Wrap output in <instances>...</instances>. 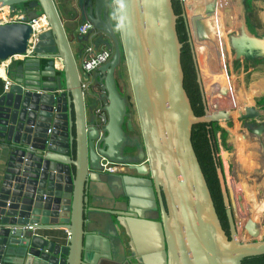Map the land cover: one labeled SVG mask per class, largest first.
Instances as JSON below:
<instances>
[{
	"label": "water",
	"instance_id": "obj_1",
	"mask_svg": "<svg viewBox=\"0 0 264 264\" xmlns=\"http://www.w3.org/2000/svg\"><path fill=\"white\" fill-rule=\"evenodd\" d=\"M74 2L65 17L54 0H0V7L22 15L0 24V62L10 60V85L0 96V144L6 152L0 264H242L264 255V240L237 239L220 165L216 174L228 233L223 229L192 145L193 127L218 123L219 116L208 113L186 6L181 17L204 105L201 116L194 114L184 88L183 44L172 0ZM41 17L47 30L34 27ZM240 25L251 35L244 40L253 43L243 42L247 54L264 57V39L243 18ZM88 33L105 41L99 48L112 51L110 60L89 74L79 62L89 45L93 52L99 48L86 43L79 52ZM122 63L136 126L116 86ZM256 109L219 115L224 122L261 120L264 113ZM103 164L122 165L127 173L107 172ZM103 175L112 179L109 185ZM98 184L113 195L102 196L107 202L99 206L91 203ZM57 231L66 233L64 244ZM98 238L102 251L125 254L128 248V255L96 260Z\"/></svg>",
	"mask_w": 264,
	"mask_h": 264
},
{
	"label": "rangeland",
	"instance_id": "obj_2",
	"mask_svg": "<svg viewBox=\"0 0 264 264\" xmlns=\"http://www.w3.org/2000/svg\"><path fill=\"white\" fill-rule=\"evenodd\" d=\"M211 0V8L207 9L208 13L213 14L215 9L219 10L221 13H224V11H229V14L227 16L225 15L224 18V24H223V31L226 32V35L231 38V40L234 38V32L237 34L240 33L238 29H241L240 20L243 18V21L250 24V28H252L253 34H255L258 38L264 39V9L262 7L264 6V0H253L255 3H247V0ZM229 2V3H228ZM224 4V6L222 5ZM184 6V5H183ZM216 6V8H215ZM189 8L185 7L184 10L188 11ZM226 11V12H227ZM191 13V12H190ZM228 13V12H227ZM190 22V21H188ZM250 33V32H248ZM91 34L88 33L87 41H84L80 44L79 52L82 53V48L84 45L92 44L94 48H99L101 44H104V40L99 37H94L93 39H90ZM234 44V43H233ZM228 47V50L232 52L234 55L232 58L230 56V53L228 52V56H226L223 60L220 58L215 60L212 66L214 67V70H217V74H220L222 77L221 79L218 77L215 82L218 84L222 81L224 77L232 78L233 83L230 85L231 89L230 91L235 92L236 96H238V101H220L218 103L213 104L211 109L213 111H224L235 107H240L243 105H258L259 107L264 106V57L256 55V52H253L252 54L248 53V50L245 48H241V45H231ZM206 51V50H205ZM229 58V59H228ZM216 59V58H215ZM226 59V60H225ZM121 72V76H118V83L122 89V91L127 95L129 98L130 105V113L132 115L133 124L136 126L137 118L135 115V110L133 107V99H132V92L127 76V71L125 64L122 63L121 66L118 68ZM205 70H209L208 68ZM200 75H201V70ZM223 72V74L221 73ZM262 73L261 80L257 82L254 87H256V92L252 96V99L249 96H245L246 92H249L253 87L250 86V83L247 82L252 78L253 75H256V73ZM123 74V77H122ZM213 85L217 84L214 82H211ZM204 82L201 77V86L203 88V92L205 94V101L206 106L209 108L208 103V96L206 95V87H204ZM229 87V88H230ZM225 91V89H223ZM229 90V89H228ZM235 110H231L233 112ZM214 129H215V135L217 138V152L218 158L220 159L221 163V171L224 178V189L228 197V203H229V209L233 207L235 209V213L233 214V224L237 232H244L246 229V222L245 224L239 229L240 226V219L239 213H237V204L232 202L233 199V193L232 189L233 182L232 179H234L236 173H235V159L231 158V148L233 147L230 145V130H234L236 132L240 133H246L251 142L253 143H260L263 144L264 141V116L261 118V120L252 119V120H242L238 118H232L228 122H219L214 123ZM261 150H259L260 152ZM261 153V152H260ZM226 154V157H223ZM219 168V166H218ZM103 182L106 185H109V181L111 178H109L106 175L102 176ZM112 180V179H111ZM237 183V182H236ZM104 190L105 193L107 190ZM106 197L110 196V198L113 195L106 194ZM113 206V205H112ZM115 206V204H114ZM116 206H120L117 205ZM234 212V210H233ZM93 216H98L95 213L92 214ZM242 220H245L242 218ZM255 234V231L253 235ZM257 234V233H256ZM259 238L261 240H264V232L263 234H257L254 235L251 239L247 236L244 240L246 241H257ZM243 239V235H242Z\"/></svg>",
	"mask_w": 264,
	"mask_h": 264
},
{
	"label": "bare ground",
	"instance_id": "obj_3",
	"mask_svg": "<svg viewBox=\"0 0 264 264\" xmlns=\"http://www.w3.org/2000/svg\"><path fill=\"white\" fill-rule=\"evenodd\" d=\"M193 0H182V5H185L188 9V13H190V7L192 5ZM229 3V2H228ZM4 12L0 13L1 14H5L6 15V6H2L1 7ZM8 9V8H7ZM187 15V14H186ZM188 17V16H187ZM6 18V17H5ZM1 19V17H0ZM2 21H5L4 19H1ZM189 22V24L191 25V35H192V28H193V24L191 23V19L188 17L187 18ZM240 22V21H239ZM45 24V26H47V22L44 19V17H41L39 20H37L34 24V27L37 28L38 30H40V26L42 24ZM208 28L207 29V33L211 34V29H216V23H212L207 25ZM203 27V26H202ZM209 27L211 29H209ZM242 29V27H241ZM241 29L238 31L240 33H236L234 32V38H233V42L235 45H242V46H247L245 45L243 42L245 43H250L253 44L251 42H248L246 40H244L245 34L246 37L248 38L249 36H251L248 31H246V29ZM205 30V29H204ZM220 32L226 33L223 31V26L220 25ZM222 35V34H221ZM229 35V34H228ZM227 35V36H228ZM244 36V37H243ZM249 39H251L249 37ZM193 42V39H192ZM199 44V43H198ZM229 44H232V40L230 37H228L227 40V45L224 46H220L221 48H218L217 50L212 49L210 51H213L210 55H207L208 53L205 52L204 49H206L207 47H205L204 45H199V49L198 52L196 51V57L197 60H199V64H198V69L201 70V77L203 79L204 87H206V95L208 96V103H209V108H208V113L210 115H214L215 118L218 117V123L219 122H224V120L222 119V117L219 115L220 112L224 113H230L231 110H235V114L238 113L239 115L242 112L243 109L248 108V107H252L254 110L256 109L255 105H243L240 107H235V108H231L228 110H224V111H213L211 109V107L213 106V104H215L214 99H218V93L221 95L223 88L226 89L227 92L228 88H226V81H228L230 78L228 77H224L223 72H221L223 74V82L221 81L219 84L217 82H215V80H217V78L219 77L220 79L222 78L220 75L218 77H211L210 75V61L208 59V56L212 57L214 60L218 59H224L226 56H228V52L230 53L231 58L234 56L232 54L231 49L228 50V47H230ZM194 45V42H193ZM195 49V47H194ZM220 49V50H219ZM196 50V49H195ZM229 57V56H228ZM216 58V59H215ZM229 59V58H228ZM226 60V59H225ZM9 62V59L6 61H3L1 66H0V73H2L3 70V66L4 64H7ZM209 69V70H205V69ZM200 72V71H199ZM0 77L4 78V74L3 76ZM261 76L262 73H256V75H253L252 78L249 80L250 82H252L253 84H256L257 82H259L261 80ZM211 77V78H210ZM211 82L217 83V84H212ZM216 87V89H215ZM220 102V101H219ZM259 112L264 113V108H260V109H256ZM225 123V122H224ZM246 145V144H245ZM259 150H261L259 152ZM233 151V150H232ZM231 151V158L235 159V177L234 179H232L233 182V189H232V193H233V199L232 202H234V206L235 203L237 204V213H239V216L241 217L239 223V229H241V227L245 224L246 222V229L244 230V232L240 233L237 232V239L246 244V243H251L253 242V240L251 241H246L244 240V237L248 236L249 239H251L254 235L257 234H263L264 232V141L263 144H260L257 142V144H254V148L252 150V154L248 156V158H245L243 155L240 156L238 155V153H233ZM223 157H226V154H223ZM237 182V183H236ZM236 208V206H235ZM234 213H235V209L233 207ZM245 219V220H242ZM254 231H259V233H254ZM242 235H243V239H242ZM258 241H262L261 238L258 239Z\"/></svg>",
	"mask_w": 264,
	"mask_h": 264
},
{
	"label": "crops",
	"instance_id": "obj_4",
	"mask_svg": "<svg viewBox=\"0 0 264 264\" xmlns=\"http://www.w3.org/2000/svg\"><path fill=\"white\" fill-rule=\"evenodd\" d=\"M54 1L56 3L58 11L61 15L65 16V17H67V14L70 15V13H71L70 10L72 9V7L75 4L74 0H54ZM252 3H255V1L254 2L252 1ZM210 4H211V0H193L192 5L190 7L191 13H188V11H186V14L191 19V21H192L191 23L193 24L192 39H193L194 47H195L196 51L198 52L199 45H204L205 47H207L206 49H204L207 51V52L206 51L205 52L208 53L207 55L211 56V53L213 51H210V50H212V49L217 50L218 48H221L220 46L227 45L228 36L226 35V33L220 32V25L223 26V24H224L223 20L225 18V15L227 16V14H229V11L226 10L228 13L226 11H224V13H221L218 9L217 10L215 9L214 13L210 14L207 11V9L211 8ZM222 5L224 6V4H222ZM215 8H216V6H215ZM262 9H264V6L262 7ZM1 11H2L1 13L4 12L3 9ZM1 13H0L1 19H4V20L7 19V21H9V22L19 21L22 17V15H20V14L19 15L11 14L7 8H6V12H5L6 15L1 14ZM263 13H264V11H263ZM228 16H230V14ZM194 22H196V25H197L196 27L194 25ZM212 23H214V24L216 23V29L214 30V29H211L209 27V29H211L212 31H211V34H208L207 33L208 28H206V27H208L207 25L212 24ZM245 24L248 28H250V24L247 23V21L245 22ZM40 28H41V30H47V27L45 26L44 23L40 26ZM250 30H252V28H250ZM69 40H71L70 35H69ZM71 44H72V47H74L76 45L72 41H71ZM88 47L92 48L91 45H89ZM99 49H104V47L99 48ZM87 56H88V53L82 57L81 61L79 62V65L82 63L83 59H86ZM210 56H208V59L210 61V66H211L210 75H211V77L215 78V77H218L220 74H217V70H214V67L212 66V62L215 63L214 62L215 60L212 58L213 56L212 57H210ZM198 62H199V60H198ZM9 63H10V60L7 64L2 65L3 70H4V71H2V73L4 74V78L0 77L2 81L5 78H7L6 77L7 68H8L7 65H9ZM1 64H2V62L0 63V66H1ZM3 74H1V76H3ZM117 75L121 76L120 70L117 71ZM122 77H123V74H122ZM232 83H233L232 78H230L228 81H226L225 85H226V88L229 89L228 90L229 92H227L226 89L223 88V89H225V91L222 90L223 94L220 95L218 93V95H217L218 99H214L212 101H214L215 103H218L219 101H224V100L226 102L227 101H233V100L238 101V96H236L235 92L230 91V89H231L230 85ZM247 83L248 84L250 83V86L252 85L251 87H253V89H251L249 92H246L245 96H249L252 99V96L256 92V87H254L255 84H253L250 81H248ZM215 89H216V87H215ZM230 140H231L230 145L233 147V149L231 148V150L234 151V152L232 151L233 153H236V154L238 153V155H240V156L243 155L245 158H248V156L252 154V150L254 148L255 143L251 142L249 136L246 133H240L239 134L238 132H236L232 129V130H230ZM5 154H6L5 150L2 148V145L0 144V175H1V170L4 167ZM106 194L107 193H105L104 186L98 184L97 187L92 192V195H93L92 200L93 201H91V203H95L96 205L99 206V205H101L102 202H107L105 200L103 201V199L101 198L102 196H105ZM88 214H90L92 217V213H89L87 211V215ZM35 232H39V233H43V234L49 233L48 230H39V231H35ZM54 234L58 235V237H59L58 240L61 241L62 244L65 243V238L67 236L65 232L57 231ZM245 238H246V236L244 237V239ZM99 241H100L99 238L96 239L94 241V245H93V247L96 248L94 251V255L96 256V260H100V258L102 256H108V254L110 255V257H112V258L114 257V259H116V260H118V259L123 260L125 258V256L128 255V248H125V254H126L125 255L122 251L114 250L112 248L110 249L108 247V243L105 242V245L107 244L106 246L108 247V251H109L108 253H106L105 250L102 251V249L98 246ZM106 246H105V248H106ZM138 247H139V249L143 248L141 243H140V245L138 244ZM142 254H143V252H142Z\"/></svg>",
	"mask_w": 264,
	"mask_h": 264
},
{
	"label": "trees",
	"instance_id": "obj_5",
	"mask_svg": "<svg viewBox=\"0 0 264 264\" xmlns=\"http://www.w3.org/2000/svg\"><path fill=\"white\" fill-rule=\"evenodd\" d=\"M251 1L253 0H247V3H250ZM172 4L174 12L178 15L177 34L180 42L183 44L181 51V64L184 73V88L189 97L194 114L196 116H201L203 114L204 105L199 93L200 90H198V85L195 82L191 47L188 43V34L184 20L181 17V14L183 13L182 3L180 0H172ZM3 87L4 82L0 78V96L3 94ZM191 139L194 151L206 179L216 213L223 229H225L227 228L228 223L225 217V208L223 206L220 186L216 174V168L217 166H220V164H215L213 158V154L217 152V138L215 135L214 124L195 125L192 129ZM212 142H214L216 147L214 150L211 146ZM255 233H259V231H255ZM242 264H264V255L246 258L242 261Z\"/></svg>",
	"mask_w": 264,
	"mask_h": 264
},
{
	"label": "built area",
	"instance_id": "obj_6",
	"mask_svg": "<svg viewBox=\"0 0 264 264\" xmlns=\"http://www.w3.org/2000/svg\"><path fill=\"white\" fill-rule=\"evenodd\" d=\"M2 8L0 7V11ZM2 12V11H1ZM3 23H9L7 19L5 21H2L0 19V24ZM89 27L88 24H86L84 27L80 29L81 32H84V30ZM88 56L86 59L82 60V63L80 64L81 71L83 73H92L94 72L98 67L108 62L111 58L112 51L108 49H98L93 52V48L88 47L87 48ZM8 66V65H7ZM4 87H3V93L7 90L8 86L10 85V81L8 78H5L4 80ZM100 110H97L99 112ZM100 121H105V117L103 114L100 115ZM107 172L110 173H117L118 171H125L124 167L119 164H109L108 166L103 164L102 165ZM27 229H32L31 226H28Z\"/></svg>",
	"mask_w": 264,
	"mask_h": 264
},
{
	"label": "flooded vegetation",
	"instance_id": "obj_7",
	"mask_svg": "<svg viewBox=\"0 0 264 264\" xmlns=\"http://www.w3.org/2000/svg\"><path fill=\"white\" fill-rule=\"evenodd\" d=\"M112 25L113 26H115V24L112 22ZM192 54V53H191ZM193 62V61H192ZM193 69H194V75H195V82H196V84L198 85V83H197V78H196V70H195V66H194V63H193ZM119 69H117L116 70V73H115V80H116V86H117V89H118V91L120 92V94H122V96L123 97H125L126 98V100H127V103H128V109L130 108V103H129V98L127 97V95L122 91V89L120 88V85H119V83H118V75H117V71H118ZM198 87V90H199V85L197 86ZM199 93H200V91H199ZM101 114H103L104 115V113H101L100 111L99 112H97V116H98V118H99V120H100V115ZM104 117H105V115H104ZM213 125V124H212ZM209 131H210V129H209ZM211 146H212V149L214 150L216 147H217V143H216V147H215V145H214V142H212L211 143ZM133 153H135V151H133ZM213 158H214V161H215V164H220L221 165V163H220V159L218 158V154H216V152L213 154ZM124 167V166H123ZM126 171H118L116 174H120V173H125ZM222 202H223V200H222ZM223 206H224V203H223ZM224 208H225V206H224ZM226 209V208H225ZM231 213H232V216H233V214H234V212H233V210H232V208H231ZM225 217H226V214H225ZM226 221H227V217H226ZM227 223H228V221H227ZM228 225V224H227ZM225 230V232L226 233H228V226H227V228H225L224 229Z\"/></svg>",
	"mask_w": 264,
	"mask_h": 264
}]
</instances>
